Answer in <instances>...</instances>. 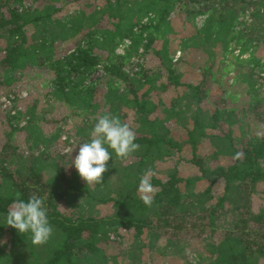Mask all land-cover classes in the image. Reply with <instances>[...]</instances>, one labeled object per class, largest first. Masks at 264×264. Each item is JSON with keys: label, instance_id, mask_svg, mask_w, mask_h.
<instances>
[{"label": "trees", "instance_id": "trees-1", "mask_svg": "<svg viewBox=\"0 0 264 264\" xmlns=\"http://www.w3.org/2000/svg\"><path fill=\"white\" fill-rule=\"evenodd\" d=\"M196 6L205 7L208 13L198 32L205 34L199 38L200 44L234 42L242 51H247L253 41L264 36V0H0V43L4 45L0 46L4 52L0 57V91L1 87H8L14 81L19 82L15 89L25 90L27 81L21 71L26 68L42 76L46 89V100L39 99V95L30 102H27L29 98L24 101L26 114L30 117L21 131L27 137L28 149L39 141L47 144L46 136L37 133L36 116L40 114L42 118L64 126V134L74 137L76 144L89 141L91 129L100 115L92 116L90 106L96 90L107 83L111 88L103 97L109 105L108 113L128 124L135 132L134 142L140 145L138 151L121 159L127 163L133 158L124 165L116 163L117 157L113 153L112 160L107 162L108 171L103 174V183L90 187L75 169H68L72 168L71 162L68 165L53 157L47 159L45 153L38 156L29 153L25 157L24 150L14 147L10 140L4 143L0 149V238L5 236L10 242L11 253L0 250L1 264H137L138 249L143 243L125 249L122 241L126 234L138 241L146 234L154 240L166 236L169 244L172 240L184 242L181 234L194 233L197 240L206 235L212 238L223 215L228 213L235 223L223 231L211 250L213 257H209L206 264H254L258 257H264V211L255 213L251 199L257 185L264 182L261 164L264 135L248 137L238 150L233 145L230 128L223 137L234 153L233 163L227 167H210L204 158L195 154L194 131H188L194 153L190 161L199 172L197 179L208 182L205 193L219 182H223L225 192L233 184L238 185L237 202L230 208L224 205L225 194L207 206L199 194L195 200L183 196L180 183L185 179L175 172L165 179L151 177L156 189L151 207L134 192L141 176L139 169L148 157L161 159L170 155L169 148L180 149L176 141L167 138L163 123L148 117L144 93L137 94L144 82L140 80L141 75L148 80L150 71L163 74L176 87H193L197 102L201 99L200 86L180 81L167 51L156 46L158 36L162 35L158 33H163L168 25L169 13L193 17L203 12ZM246 12L250 27L232 33L237 16ZM143 18H146L145 22ZM70 38L74 49L57 48L56 41ZM123 38L128 39L129 45L123 55H117L114 49L118 39ZM133 57L142 58L144 63L156 61L153 67L145 69L141 65L138 73L129 76L124 68ZM234 60L235 64L247 65L254 83L261 79L250 65L252 62L260 65L255 57L239 59L235 56ZM98 71L102 73L99 78L80 87L85 77ZM130 103L137 108L132 120L134 126L122 116V108ZM263 106V102L247 104L240 111L243 114L239 119L249 114L264 125ZM53 109L57 113L48 118ZM0 113H5L1 105ZM193 114L194 123H199L200 105ZM74 117L77 122L69 126L70 118ZM219 119L220 111L217 110L213 123L217 124ZM8 121L11 126V120ZM33 127H37L35 131L31 129ZM44 169L51 171L49 179L45 177ZM32 194L43 198L53 227L52 236L43 245H33L30 233L22 235L5 223L11 204L18 197L26 201ZM86 203H111L115 213L100 218L84 216ZM108 245L112 246V254L106 252Z\"/></svg>", "mask_w": 264, "mask_h": 264}, {"label": "rangeland", "instance_id": "rangeland-1", "mask_svg": "<svg viewBox=\"0 0 264 264\" xmlns=\"http://www.w3.org/2000/svg\"><path fill=\"white\" fill-rule=\"evenodd\" d=\"M197 8L203 12L193 17L186 14L180 15L173 11L170 12L167 17L168 25L163 33H158L162 35L158 36L160 38H158L156 46L167 51L168 58L171 59V66L175 69V74L179 77L180 81L193 84V86L197 84L200 86L201 93L199 96L201 99L198 103L193 87L182 85L176 87L163 74L146 70L150 71L148 80L144 79L143 74L141 75L140 80L144 82L140 86L139 91H137V94L144 93L148 105V117L150 119L157 118L161 121L167 128V138L176 141L180 145V149H177L176 146L175 148H169L170 155L164 156L161 159L154 160L148 157L140 167L139 174L142 176L146 170L151 169L153 173L151 177L165 179L168 174L175 172L183 179L190 181L186 183L184 180L180 183V192L183 196L195 200L199 194L203 203L207 206L216 203L225 194L224 205L226 208H230L237 202L238 185L233 184L225 192L223 182H219L209 193H205L208 182L197 179L199 172L195 164L190 161L194 153L192 143L188 138V131H194L195 154L204 158L210 167H227L233 163L234 153L223 137L229 132L230 128L232 130L233 145L238 150L241 149L242 142L247 140L248 137L251 138L257 134L264 135V125L253 116L245 114L242 119H239V116L243 114L240 111L247 104H254L255 102L264 103V36H261L258 41H253L252 47L247 51H242L240 45L234 42H230L228 45H225L222 41L219 43L206 41L200 44L199 38L205 34L203 32L199 34L198 32L203 27L208 13L205 7L198 6ZM145 21L146 18H143V22ZM249 21L248 12L240 13L233 24L232 33L250 27L248 26ZM30 32L28 31V34ZM124 39L127 38L118 39L114 49L115 54L123 55V52L120 53L121 51H119L121 49L118 50V45ZM55 43L58 44L56 45L59 50H71L75 47L72 38L65 41H56ZM0 46L3 47L4 45L0 43ZM226 48L228 51L225 52ZM3 53L0 50V57ZM235 56L239 59L250 58L251 56L255 57V60L260 65H256L255 62H252L250 65L253 68V73L260 74L261 79L257 78L258 81L254 83L250 71L246 67L247 65L235 64ZM155 61L153 59L150 63H144L142 58L133 57L128 61L124 71L131 76L139 72L141 65L145 69H149L153 67ZM21 72L25 75V80L27 81L24 84V89H27V97L22 101L29 98L27 102H30L33 97L36 98L39 95H41L38 97L39 99L46 100V95L44 94L46 89L41 81L42 76L28 68L23 69ZM101 75L102 73L98 71L85 77L81 81L80 87L87 86ZM18 83V81H14L8 87H1L0 98L2 95L8 94L13 90L15 92L22 91L21 89H15ZM251 83H253V88H251ZM108 88H111L110 83L96 90L90 106V114L92 116L108 113L107 109L109 105L103 97ZM38 91L43 93L38 94ZM197 105H200L201 115L199 123L196 124L194 123L193 113ZM23 106V113L18 114L20 115L19 117L12 118V122L16 126L15 128H11L13 124L9 126V117L6 111H4L5 113H0V149L4 143H9L10 140L14 147L24 150L25 157L29 153L34 156L45 153L47 159L53 157L58 162H65L69 165L73 159V155L78 152L75 138H70L64 134V126H60L52 119L42 118L40 113V115L36 116V123L39 129L37 133L41 135L42 132V135L46 136L44 137L48 139L47 144L39 141L38 143L31 144L32 149H28L29 145L25 142L27 137L21 131V127L27 125L30 116L26 114V105L24 104ZM217 110L220 111V119L217 124H214L213 117ZM122 111L124 120L127 123H132L137 114V108L130 103L124 105ZM262 111L264 112V106ZM52 113L48 118L55 115L57 110L53 109ZM234 118H238V120L234 122ZM19 122H23L22 126L18 125ZM76 122L77 117L70 118L68 125H74ZM132 125L134 126L133 123ZM37 127L31 129L35 131ZM9 133V138H7ZM73 148V152L69 155V150ZM65 154L67 156H64ZM132 160L133 158H129L127 163H130ZM115 161L120 165L127 164L119 158ZM261 164L264 166V160H262ZM68 169L75 168L72 166V168L68 167ZM43 173L48 179L52 175L51 171L45 169ZM138 183L135 184L134 192L140 196L137 191ZM93 186L95 185H90V187ZM100 187L101 185H99L98 191ZM154 191H156L155 188ZM251 199L252 210L255 213L263 212L264 182H260L257 185L255 192L251 195ZM114 213L111 203H93L90 205L86 203L83 207L84 216L100 218L108 217ZM234 223L235 219L230 213L223 215V220L219 222V228L215 236L209 238L206 235L201 237V240H197L193 235L194 233H191L192 235L188 234V236L181 234L180 237L185 238L184 242L186 243L172 240L169 244L166 236H159V238L154 240L149 234L142 235L139 241L133 236L126 234L122 243H124L125 249L134 247L140 242L143 243L138 249L137 264H206L209 257H213L210 255L211 250L220 240L223 231L232 228ZM0 242H3L0 243V250L4 253H9L10 242L7 238L5 236L1 237ZM111 247L110 245L106 247V252L109 254H112ZM212 254H215V252ZM1 261L2 259L0 258V264ZM254 264H264V257H258Z\"/></svg>", "mask_w": 264, "mask_h": 264}, {"label": "clouds", "instance_id": "clouds-1", "mask_svg": "<svg viewBox=\"0 0 264 264\" xmlns=\"http://www.w3.org/2000/svg\"><path fill=\"white\" fill-rule=\"evenodd\" d=\"M135 139V132L118 116L101 114L91 129L90 140L77 144L79 150L71 160V165L86 185L101 184L103 174L108 171L107 162L112 160L113 153L119 159H126L139 150L140 145L134 142ZM73 150H69V155ZM152 175L151 169L146 170L137 187L141 201L148 207L152 206L155 195ZM5 223L22 235L30 233L33 245L47 243L53 234L44 200L36 194L30 195L26 201L18 197L8 209Z\"/></svg>", "mask_w": 264, "mask_h": 264}, {"label": "built area", "instance_id": "built-area-1", "mask_svg": "<svg viewBox=\"0 0 264 264\" xmlns=\"http://www.w3.org/2000/svg\"><path fill=\"white\" fill-rule=\"evenodd\" d=\"M129 41L127 39H124L122 43H120L118 46V50L121 51L120 53L124 54V50L128 46ZM27 97V91H20L15 92L14 90L8 94L2 95L0 98V105L1 109L6 111L7 116L9 119H11V123L15 126V124L12 122V118H16L18 114H22V106L24 105L23 99ZM22 105V106H21ZM24 107V106H23ZM23 122H19L18 125L22 126Z\"/></svg>", "mask_w": 264, "mask_h": 264}]
</instances>
